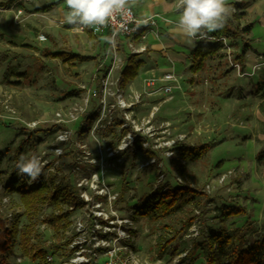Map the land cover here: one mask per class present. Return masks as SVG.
Returning a JSON list of instances; mask_svg holds the SVG:
<instances>
[{"label":"rangeland","instance_id":"374dc122","mask_svg":"<svg viewBox=\"0 0 264 264\" xmlns=\"http://www.w3.org/2000/svg\"><path fill=\"white\" fill-rule=\"evenodd\" d=\"M165 2L170 6L169 12L158 13L157 28L136 42V47L146 46L139 52L144 64L127 83L126 97L131 99L130 93L144 88L142 78L147 68L173 67V63L178 75L174 97L155 112L158 101L144 94L145 101L129 113L141 134H137L134 150H125L113 159L97 160L96 167L100 166L102 179L109 188V198L98 200L104 219L82 222L83 226L77 228L74 222L56 228L48 220L42 222L40 205L29 217L20 194L1 188L0 198L4 194L9 196V203L0 210L5 224L18 222L20 230L29 224V243L44 250L42 259L33 260L17 236L9 255L11 262L46 264V253L53 254L56 262L68 260L75 254L70 250V243L75 240L77 250L84 258H94L96 264H201L200 251L195 252V259L187 252L203 229L221 225L218 208L222 204L237 203L246 208L251 240L264 229V160L256 159L257 152L264 149V83L258 88L264 77V29L257 23L252 35L241 34L238 43H230L234 61L242 43L253 42L257 46L246 58L245 71L250 76L232 66L223 49L221 55L206 60L202 70L193 72L190 52L196 42L189 44L172 35L170 30L179 13L174 8L175 0ZM233 2L229 0L232 8ZM43 6L50 9H38ZM136 6L135 13L140 14L147 7L145 0H138ZM263 9V2L256 3L240 23H256L257 16L264 15ZM65 12L64 0H14L8 5L0 0V150L6 153L0 164L2 186L15 169L16 163L9 154L30 133L28 126L33 122H37L35 135L41 138L36 150L48 151L55 142L56 130L77 128L95 108L100 109L102 121L108 110L109 98L106 105L99 104V96H88L87 89L96 85L93 76L102 74L104 66L109 67L113 51L105 35L91 43L87 33L75 32L63 22ZM153 43L161 45L154 48ZM58 52L94 57L69 60L66 55H53ZM127 53L123 46L118 50L123 56ZM22 71L27 77L16 75ZM80 85L85 86L82 91L68 95L78 92ZM73 106L79 110L77 118L68 119L64 113ZM89 120L94 125L97 118ZM117 128L107 133L87 131L79 136L96 156L99 141L109 139L114 148L121 145L123 135ZM178 140L191 145L214 140V144L200 159L189 161L180 157L175 168L170 161L174 155L168 153ZM69 156L67 153L61 161V170L68 175ZM176 182L199 189L202 195L162 218L149 219L134 213L136 204L152 189ZM57 208L58 204H50L45 213H55ZM16 210L19 212H13L11 219L5 216ZM83 213L79 208L69 219ZM245 220L246 216H230L224 225L242 226ZM94 249L96 255L91 256Z\"/></svg>","mask_w":264,"mask_h":264},{"label":"built area","instance_id":"2783aa9c","mask_svg":"<svg viewBox=\"0 0 264 264\" xmlns=\"http://www.w3.org/2000/svg\"><path fill=\"white\" fill-rule=\"evenodd\" d=\"M66 7V6H65ZM67 10V9H66ZM235 11V9H234ZM131 15L121 17L119 15L114 16L108 24L101 26L97 29H85L81 31V33H88L90 31L94 35H105L106 39L113 51V57L111 58V63H109V67H106V70L102 72L100 75L93 76V80H96V85L93 88H88L87 93L88 96L98 95V103L99 104H107V98H109L108 110L104 114V118L102 121L100 120V112L99 108L92 109L94 111L88 112L85 117V122L80 123L77 128H60L56 130L55 134V142L52 143L49 147V150H36L35 145L30 146L25 156H31L36 154L42 158V160L46 161L45 167L43 169L42 175L44 180H48L50 175H55L58 179L65 178L70 182L72 187V195L74 198L67 201H59L58 208L55 213L59 212H71L79 210V208L83 209V214L81 216H75L71 219V222H74L76 228L82 227V222H96L97 220H103V211L101 208V203L98 201L99 199H107L109 198V188L105 184L102 179V173L100 166H97V160L99 158L104 161L108 159H113L114 157H118L125 150H134V144L139 139L138 135L141 136L140 129H135L134 122L130 117L129 113L134 111V108L145 101L143 98L144 94L146 96H152L157 102V106H155L156 110L160 107L161 104L166 103L174 97L172 92L175 89L176 83L178 81L177 72L173 67L166 68H158V67H149L146 69L145 74L142 78L144 82V88L139 92H134L133 94H129L130 98H127V82H125L124 75L122 73L123 67L125 65V55L118 54V50L123 46L128 53L134 52H142L145 50V45L141 44L139 47H136V42H141L143 39L147 37V33L158 26L159 22V14L152 13L147 16H140L135 13V7L131 8ZM151 17V21L148 25H137V21L145 18ZM212 42H221L222 49L227 52L226 59L231 62L232 66H236L239 68V63L233 60V56H231V46H230V38L225 35H214L210 34V40ZM246 73V72H244ZM85 86L80 85L79 89L83 90ZM83 111V110H81ZM79 110L76 106L72 107V110H69L67 113H64L68 117V119H76ZM92 113V114H91ZM61 119H64L61 116V113H57ZM91 117L94 119L97 118V121L94 125L90 124ZM37 122H33L32 126L29 127V132L26 138H32L35 135V129ZM115 127H119L120 136L123 135V140L121 141V145L114 148L108 140L99 141L96 156H93V152L89 149L86 142H83L80 139V133H87L90 131L91 133L102 132L107 133V131H114ZM79 131V133L77 132ZM138 134V135H137ZM137 135V137H135ZM39 137V136H38ZM135 137V138H134ZM143 137V136H142ZM37 138V136H36ZM141 139H145L144 137ZM33 140V139H31ZM41 141V139H40ZM38 141V142H40ZM174 141V145H175ZM123 147V150H118ZM14 152L12 151L11 154ZM47 153H50L48 157H46ZM69 153V175L67 172L62 171L61 161L65 158L66 154ZM169 156L173 154V151H170ZM16 163V160H14ZM61 170V171H59ZM17 174V171H16ZM17 176H19L17 174ZM26 181H28V177H26ZM39 178V182H41ZM36 183V182H35ZM28 185H30L27 182ZM32 184V183H31ZM0 184V189L3 191L6 190L5 186ZM4 187V188H3ZM6 195V194H4ZM0 198V210L5 208V206L9 203V196H4ZM78 200L83 202L82 205H78ZM51 203L49 201L43 202L40 207H42L43 216L42 222H47V217L49 214L45 213L46 208ZM57 206V205H56ZM13 212L17 213L19 210L12 211L7 216L11 219ZM101 220V222H102ZM106 220V219H105ZM106 222V221H105ZM196 231V230H195ZM197 233V232H195ZM93 238V237H92ZM82 243L84 242L81 241ZM81 242L80 245H81ZM79 247L78 242L75 240L70 243V250L72 253H75L71 258H67L68 260H64L61 262H56L54 255L46 253V264H96L94 258L90 260L84 258L81 254L80 250H77ZM77 251V252H76ZM93 251H91V256L96 255ZM109 264V263H106ZM113 264H116L114 262Z\"/></svg>","mask_w":264,"mask_h":264},{"label":"trees","instance_id":"16d2710c","mask_svg":"<svg viewBox=\"0 0 264 264\" xmlns=\"http://www.w3.org/2000/svg\"><path fill=\"white\" fill-rule=\"evenodd\" d=\"M13 1L14 0H3L6 5ZM233 6L235 11L226 26L222 30L212 34L225 35L230 38V43L234 41L238 43L241 34H246L251 31L253 23H240L241 18L246 13L245 9L248 6V2L242 0L236 1L233 3ZM38 9L46 11L50 9V6H43ZM87 36L91 43H94L99 38L98 35H94L90 31H88ZM222 47L221 42L197 41L194 48L191 50L192 63L190 68L192 71L197 72L202 70L206 60L219 55ZM249 47L250 45L248 42L242 43L239 51L234 57V59L240 63L241 70L245 68V54ZM53 55H66V59L81 61L94 57L69 52H58ZM143 64L144 60L139 57L138 52L125 54V65L122 70L125 82L128 83L130 80L134 79L138 75L139 69ZM105 70L106 66L102 68V71ZM16 75L23 78L27 77L25 71L18 72ZM263 83L264 78L258 82V88H260ZM80 91L82 90L78 89V92L71 91L68 95L78 94ZM36 136L37 135H33L32 138H23L19 146L14 149V153L9 154L10 159L17 161L21 155H25L30 146H34L40 141L41 138L38 136L36 138ZM213 144L214 140H208L198 145L186 144L178 140L173 146L174 156L170 161H172L173 166L176 168L180 157L189 161L200 159ZM5 155L6 153L0 150V164ZM256 159L258 161L264 160V149L257 152ZM40 179H42L40 180L41 182L36 181V183L34 182L28 185L26 178L17 176L16 169H14V171L12 170V175L4 182V186L7 190H14L20 194L21 201L29 217L32 216L37 207L45 201L57 205L61 200L69 202L74 198L70 182L64 177L58 179L55 175H50L48 180H44L43 175H41ZM201 195L202 192L199 189L186 183L176 182L174 185H160L142 197L140 204H136L134 207V213L148 217L149 219L162 218L182 209L186 204L193 202ZM82 204L83 202L78 200V205L80 206ZM218 212L221 225L215 228L208 227L203 229L201 231V236L191 242L187 255L195 259L197 255L195 252L197 250L200 251L203 257L201 264H264V229L256 238L252 240L249 238L248 231L251 230V222L248 218L246 208L237 203L222 204L219 206ZM70 214L71 212L69 211L51 213L47 217V220L55 225L56 228H60L61 226L65 227L71 222L69 219ZM230 216H246V220L242 226L227 228L224 225V221ZM189 222H191V219H189ZM30 232L31 229L29 224L25 225L20 230L18 228V222H12L10 225H6L0 215V264H18L9 260V255L17 236L19 237L20 245L25 252L30 253L33 260L42 259L44 257V250L36 247L33 243H29ZM99 249L104 248L100 247ZM42 264H44V261Z\"/></svg>","mask_w":264,"mask_h":264},{"label":"clouds","instance_id":"9594fccd","mask_svg":"<svg viewBox=\"0 0 264 264\" xmlns=\"http://www.w3.org/2000/svg\"><path fill=\"white\" fill-rule=\"evenodd\" d=\"M137 0H64L66 12L63 22L72 26L75 32L97 29L109 23L116 15L130 16ZM178 20L171 28L174 37L187 43L208 42L210 34L222 30L232 16L234 9L229 0H175ZM151 17L137 21V25H148ZM118 150H123V147ZM46 161L36 154L21 155L15 164L17 174L28 177V183L39 180Z\"/></svg>","mask_w":264,"mask_h":264},{"label":"crops","instance_id":"0c3cea01","mask_svg":"<svg viewBox=\"0 0 264 264\" xmlns=\"http://www.w3.org/2000/svg\"><path fill=\"white\" fill-rule=\"evenodd\" d=\"M138 1V0H137ZM236 1H241V0H234V2H236ZM242 1H244V2H248V6L246 7V13H245V15L243 16V17H246V16H248V14L250 13V11H251V9L254 7V5H256V3L258 4V3H264V0H242ZM233 2V3H234ZM64 5H65V3H64ZM137 2H136V4L134 5V7H135V11H136V9H137ZM145 6H147L145 9H144V13L143 14H140V13H137L138 15H140V16H147V15H150V14H152V13H160V12H165V13H167V12H169V5H167L166 4V2H165V0H145ZM144 6V7H145ZM233 9H235L234 8V6H233ZM264 10V9H263ZM258 15H261V14H258ZM264 18V15H261V16H257V22L256 23H253L252 21H249V20H247V22H252L253 23V27H252V29H251V31L249 32V35H252L253 33H254V31H255V29H256V27H257V23L259 24V25H261V27H262V29H264V19H263V21H262V19ZM247 22H243V24L244 23H247ZM248 34V33H247ZM147 35H150V33L148 34L147 33ZM249 45H250V47H249V49L246 51V54H245V68L242 70V71H244V72H246L245 74H246V76H250L251 75V73L249 72V71H245L246 70V65H247V63H246V58H248V57H250L251 56V52L252 51H250L251 49H257L256 47V45L253 43V42H249L248 43ZM261 44H264L263 43V41H262V43ZM161 44H157V43H153L152 44V46L155 48V47H157L158 48V46H160ZM172 44H169L168 43V46H171ZM173 46H175V48L174 49H180L179 47H177L176 45H173ZM190 57H191V52H190ZM175 61V60H174ZM174 61H172V62H174ZM158 63V62H157ZM240 64V63H239ZM158 66H159V64H158ZM173 67L174 68H176V66L174 65V63H173ZM158 68H163V67H158ZM198 73V72H197ZM196 73V74H197ZM195 74V75H196ZM264 77H262L261 78V80L263 79ZM260 82V81H259Z\"/></svg>","mask_w":264,"mask_h":264}]
</instances>
